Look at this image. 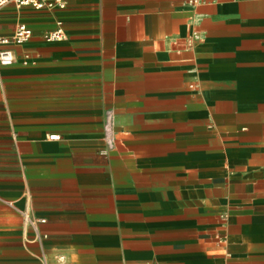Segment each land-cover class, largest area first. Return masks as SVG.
<instances>
[{"label":"crops","instance_id":"1","mask_svg":"<svg viewBox=\"0 0 264 264\" xmlns=\"http://www.w3.org/2000/svg\"><path fill=\"white\" fill-rule=\"evenodd\" d=\"M188 1L0 9V264H264V0Z\"/></svg>","mask_w":264,"mask_h":264},{"label":"built area","instance_id":"2","mask_svg":"<svg viewBox=\"0 0 264 264\" xmlns=\"http://www.w3.org/2000/svg\"><path fill=\"white\" fill-rule=\"evenodd\" d=\"M203 0H189L188 4L190 6H197L201 4ZM7 6H14L16 8L29 7L34 10H53L55 8L62 9L64 4L62 0H0V9ZM32 36V31L27 29L23 25H19L15 28L13 34L10 37L0 36V67L10 66L15 61V56L9 49L11 46H21L25 44ZM43 39L45 41H64L65 34L57 29L55 31H49L43 34ZM114 113L112 111H107L104 115L103 120V136L102 141L105 146V151H109L113 147L115 140V123H114ZM49 139L57 140V136H51ZM22 222L28 228L37 235L38 240L39 224L43 223V220H38L32 218L28 212H20ZM43 264L45 260L42 258Z\"/></svg>","mask_w":264,"mask_h":264}]
</instances>
